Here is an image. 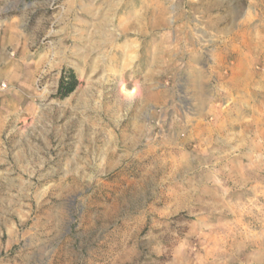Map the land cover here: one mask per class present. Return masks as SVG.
Listing matches in <instances>:
<instances>
[{
  "label": "rangeland",
  "instance_id": "374dc122",
  "mask_svg": "<svg viewBox=\"0 0 264 264\" xmlns=\"http://www.w3.org/2000/svg\"><path fill=\"white\" fill-rule=\"evenodd\" d=\"M71 1L0 0L7 55L82 50ZM131 1L121 78H0V264H264V0Z\"/></svg>",
  "mask_w": 264,
  "mask_h": 264
},
{
  "label": "crops",
  "instance_id": "0c3cea01",
  "mask_svg": "<svg viewBox=\"0 0 264 264\" xmlns=\"http://www.w3.org/2000/svg\"><path fill=\"white\" fill-rule=\"evenodd\" d=\"M125 1L73 0L69 2V6H67L68 14L70 12L71 14L75 13L77 9L83 15L84 30L81 38L84 43L82 45L83 49L79 51H68L65 49L66 46L61 44L59 52L42 53L38 57L26 52L18 59H13L6 52L9 48L14 47V40L11 31L4 29L0 32V78L11 84V70L18 68L19 72L23 73L25 69L27 79L19 81L20 84L17 86L20 90H28L29 95H34L36 77L41 69L46 66L56 71L64 67H70L85 78L93 77L99 71L104 72V74L114 73V76L121 78L130 68L137 65L142 55L139 39L134 37L147 36L156 32L155 23L153 28L149 27L141 32L137 25L139 15L133 11V1ZM151 1L155 2L154 0ZM125 3L126 12L121 14ZM147 12L149 14L150 9ZM58 19L59 15L55 20ZM9 22V27H12V22ZM113 24L115 26H112ZM129 34L133 36L132 39L128 42L120 41L122 36ZM17 45L19 46V44ZM82 46L77 49H81ZM24 51L26 50L21 49V52ZM69 52L70 54H67ZM149 62L147 77L152 75L151 67H154L157 61L155 58H150ZM238 76L237 74L235 78H238ZM20 77H23V75H20ZM29 102H33V99ZM18 112L16 113L19 114Z\"/></svg>",
  "mask_w": 264,
  "mask_h": 264
},
{
  "label": "trees",
  "instance_id": "16d2710c",
  "mask_svg": "<svg viewBox=\"0 0 264 264\" xmlns=\"http://www.w3.org/2000/svg\"><path fill=\"white\" fill-rule=\"evenodd\" d=\"M77 77L75 76V74H72L70 79L65 81V79L63 80V82L61 83L60 86V91H62V93L66 96L72 92H74V89L77 86Z\"/></svg>",
  "mask_w": 264,
  "mask_h": 264
},
{
  "label": "bare ground",
  "instance_id": "6f19581e",
  "mask_svg": "<svg viewBox=\"0 0 264 264\" xmlns=\"http://www.w3.org/2000/svg\"><path fill=\"white\" fill-rule=\"evenodd\" d=\"M132 14V13H131ZM110 18H111V16H109ZM108 18V17H107ZM106 19V18H105ZM109 20V19H108ZM109 22V21H108ZM109 26V25H108ZM107 27V26H106ZM100 28V27H99ZM102 28V27H101ZM101 30H103V29H101ZM105 30H107V29H105ZM106 34V33H105ZM87 44V43H86ZM74 56V55H73ZM88 58V57H87ZM138 129V128H137Z\"/></svg>",
  "mask_w": 264,
  "mask_h": 264
}]
</instances>
